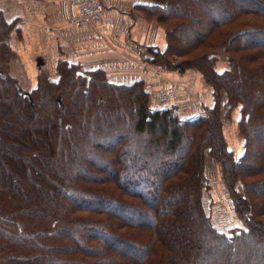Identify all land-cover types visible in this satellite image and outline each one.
Segmentation results:
<instances>
[{"label": "trees", "instance_id": "1", "mask_svg": "<svg viewBox=\"0 0 264 264\" xmlns=\"http://www.w3.org/2000/svg\"><path fill=\"white\" fill-rule=\"evenodd\" d=\"M139 8L166 31L151 62L199 71L214 106L183 119L142 81L64 62L31 102L0 75V264H264V0ZM12 28L0 16L1 65ZM234 114L241 157L224 135ZM211 160L241 220L227 230L209 210Z\"/></svg>", "mask_w": 264, "mask_h": 264}, {"label": "crops", "instance_id": "2", "mask_svg": "<svg viewBox=\"0 0 264 264\" xmlns=\"http://www.w3.org/2000/svg\"><path fill=\"white\" fill-rule=\"evenodd\" d=\"M146 0H103L106 11L96 27L73 28L69 17L74 8L63 0H0V16L13 28L7 37L6 62L0 55V75L11 77L24 89L37 86L44 73L58 77L61 63L76 64L83 70L104 69L114 83L142 81L154 107L163 88L177 86L174 108L179 117L205 116L215 104L213 88L203 75L188 69L180 72L151 62V50L164 52L166 31L156 20L147 19L140 6ZM149 60H148V59ZM25 91V90H24ZM223 102L225 97L222 98ZM238 115L225 124V138L236 157L243 154L244 140L237 128ZM210 189L207 193L212 220L227 230L240 223L220 166L207 163Z\"/></svg>", "mask_w": 264, "mask_h": 264}, {"label": "built area", "instance_id": "3", "mask_svg": "<svg viewBox=\"0 0 264 264\" xmlns=\"http://www.w3.org/2000/svg\"><path fill=\"white\" fill-rule=\"evenodd\" d=\"M69 2L74 8L69 17V24L73 28L81 26L96 27L103 22L106 7L103 0H63ZM158 101L163 107L172 108L177 99V86L170 85L161 90L157 95ZM174 108V107H173ZM175 115H179V110L173 109Z\"/></svg>", "mask_w": 264, "mask_h": 264}, {"label": "water", "instance_id": "4", "mask_svg": "<svg viewBox=\"0 0 264 264\" xmlns=\"http://www.w3.org/2000/svg\"><path fill=\"white\" fill-rule=\"evenodd\" d=\"M14 84H15V87L17 88L18 92L22 93L24 98H28L32 102V97H31L30 92L24 91L23 88L21 87V85L17 81H15ZM62 100H63V98L61 96H58L57 102L60 106L62 105Z\"/></svg>", "mask_w": 264, "mask_h": 264}, {"label": "rangeland", "instance_id": "5", "mask_svg": "<svg viewBox=\"0 0 264 264\" xmlns=\"http://www.w3.org/2000/svg\"><path fill=\"white\" fill-rule=\"evenodd\" d=\"M222 57L224 58L225 56L224 55H222ZM59 67V66H58ZM107 73V72H106ZM47 75V74H46ZM59 75V74H58ZM48 76V75H47ZM59 77V76H58ZM58 77L55 79V80H57L58 79ZM50 78V77H49ZM107 78H108V74H107ZM14 80V79H13ZM109 81H110V79H108ZM111 82V81H110ZM133 83V82H132ZM129 84H131V83H129ZM36 88V87H35ZM35 88H33V89H35ZM33 89H24L25 91H27V92H32V90ZM174 107V106H173ZM215 224V223H214Z\"/></svg>", "mask_w": 264, "mask_h": 264}]
</instances>
